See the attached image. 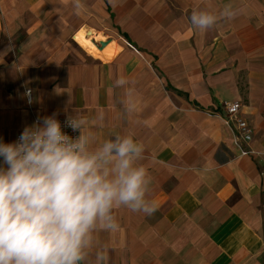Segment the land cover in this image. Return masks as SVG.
Listing matches in <instances>:
<instances>
[{"label":"crops","instance_id":"0c3cea01","mask_svg":"<svg viewBox=\"0 0 264 264\" xmlns=\"http://www.w3.org/2000/svg\"><path fill=\"white\" fill-rule=\"evenodd\" d=\"M79 4L0 0V138L57 113L84 118L98 143L143 145L157 210L116 209L119 227L95 233L89 264L98 250L107 264H264V0ZM226 5L231 19L191 26L194 10L219 17ZM223 101L241 103L255 153L240 155L209 114Z\"/></svg>","mask_w":264,"mask_h":264},{"label":"clouds","instance_id":"9594fccd","mask_svg":"<svg viewBox=\"0 0 264 264\" xmlns=\"http://www.w3.org/2000/svg\"><path fill=\"white\" fill-rule=\"evenodd\" d=\"M234 15L231 5L219 17L194 10L190 23L207 31ZM57 115H38L12 142L0 138V264H89L95 233L119 227L116 209L157 210L141 143L119 134L98 143L84 118L68 115L62 125ZM107 261L106 251L95 252L94 264Z\"/></svg>","mask_w":264,"mask_h":264},{"label":"built area","instance_id":"2783aa9c","mask_svg":"<svg viewBox=\"0 0 264 264\" xmlns=\"http://www.w3.org/2000/svg\"><path fill=\"white\" fill-rule=\"evenodd\" d=\"M136 52H138L132 45L129 44ZM139 53V52H138ZM221 107L224 112H209L212 116H215L223 121V123L230 129L233 136V143L238 148L240 155L253 154L255 151L247 149L243 146V142L251 140V129L247 122L239 116V110L241 103L239 101H223ZM62 125L66 118H58ZM64 131L69 135L75 137L78 133L72 132L70 128H64ZM20 131L16 138L20 135ZM15 138V139H16ZM261 175L264 177V171Z\"/></svg>","mask_w":264,"mask_h":264},{"label":"water","instance_id":"95a60500","mask_svg":"<svg viewBox=\"0 0 264 264\" xmlns=\"http://www.w3.org/2000/svg\"><path fill=\"white\" fill-rule=\"evenodd\" d=\"M105 43L104 42H101V45L103 46Z\"/></svg>","mask_w":264,"mask_h":264}]
</instances>
